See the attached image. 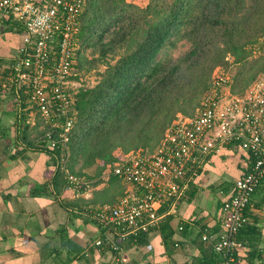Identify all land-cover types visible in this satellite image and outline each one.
Instances as JSON below:
<instances>
[{
	"label": "built area",
	"instance_id": "obj_1",
	"mask_svg": "<svg viewBox=\"0 0 264 264\" xmlns=\"http://www.w3.org/2000/svg\"><path fill=\"white\" fill-rule=\"evenodd\" d=\"M85 4L86 0H0V21L12 20L25 32L18 56L0 69V100L13 89L20 101L26 98L43 122L39 147L47 151L60 146L68 150L74 126L70 111L77 34ZM254 53L264 56V37L254 44ZM233 83L228 74H215L194 117L173 121L154 151H132L111 168L110 173L132 189L117 203L89 212L103 231L97 247L122 256L120 243L154 227L163 205L169 203L168 212L174 214L210 155L236 146L252 155L251 170L236 181L224 204L223 231L217 237L205 232L202 239L214 240L220 264H237L236 254L243 247L238 235L248 222L245 212L264 181V72L242 94L233 91ZM59 120L64 123L59 125ZM57 129L60 139L54 136ZM58 159L57 171L69 188L79 198L92 199L97 181L73 174L68 152Z\"/></svg>",
	"mask_w": 264,
	"mask_h": 264
},
{
	"label": "trees",
	"instance_id": "obj_2",
	"mask_svg": "<svg viewBox=\"0 0 264 264\" xmlns=\"http://www.w3.org/2000/svg\"><path fill=\"white\" fill-rule=\"evenodd\" d=\"M256 6L263 12L264 0H151L144 8L126 0H86L77 44L118 60L100 74L94 88L73 95L68 150L60 146L50 151L58 158L68 152L70 171L79 177L76 166L112 164L118 149L154 151L179 115L195 116L213 71L227 64L228 53L241 63L233 91L244 93L264 72V57L250 70L247 62L248 45L264 37ZM182 42L191 50L166 60ZM255 65L258 71L246 76ZM26 119L20 129L32 146L26 141ZM59 133L55 130L56 139Z\"/></svg>",
	"mask_w": 264,
	"mask_h": 264
},
{
	"label": "crops",
	"instance_id": "obj_3",
	"mask_svg": "<svg viewBox=\"0 0 264 264\" xmlns=\"http://www.w3.org/2000/svg\"><path fill=\"white\" fill-rule=\"evenodd\" d=\"M24 35L19 24L0 21V69L18 56ZM24 100L14 89L0 100V264L221 263L214 240L205 242L202 236L207 232L217 237L223 231L224 204L236 181L251 170L249 152L225 146L210 155L174 214L168 212L169 203L163 205L154 227L120 243V256L95 245L103 231L89 214L93 202L77 197L57 171V155L38 146L33 131L40 125ZM24 118L31 124L26 141L32 146L20 129ZM245 213L248 222L238 235L243 247L237 264H264V181Z\"/></svg>",
	"mask_w": 264,
	"mask_h": 264
},
{
	"label": "rangeland",
	"instance_id": "obj_4",
	"mask_svg": "<svg viewBox=\"0 0 264 264\" xmlns=\"http://www.w3.org/2000/svg\"><path fill=\"white\" fill-rule=\"evenodd\" d=\"M129 3L136 4L137 6H140L142 8L146 7L151 0L149 1H143L142 3L140 0H126ZM146 3L143 5V3ZM260 5V3L258 4ZM256 9L258 10V13L260 16L257 18L260 21H258V24H262L264 22V11H261V7L256 6ZM259 39V38H258ZM257 39V40H258ZM108 40V39H107ZM106 40V41H107ZM256 42V41H255ZM254 43H251L248 45L247 50L250 53V57L247 59V62H249L248 70H250V67L253 63H259L260 60L264 57L259 54L254 53ZM191 50V46L187 42L179 43L178 47L170 52V54L166 57V60H177L180 57H183L185 54H187ZM118 56L116 59L112 58V55H108L106 58H102L99 50H94L93 48L89 49H82L80 44H77V50H76V56H75V62H76V70L77 75L73 78L72 82V93L75 96L79 91L82 89H90L94 88L100 81V74L104 73L109 65H113L117 62ZM227 64L218 66L215 68L212 74L211 81L213 79V76L217 73H226L228 74L231 79L233 80V85L236 83L235 76L236 74L240 73L241 71V63L235 62V56L232 55V53H228L226 57ZM257 66L255 65V68L252 69V71L247 72L246 76H250V74H255L256 71H258ZM34 120L37 122L39 126L38 129H34L33 133L37 137L36 142H40L42 138V120L41 118L34 113ZM184 118L183 115H179L177 118ZM176 118V119H177ZM175 121V120H174ZM171 125V124H170ZM169 125V126H170ZM169 127H167L168 129ZM132 152V151H131ZM130 153V152H128ZM125 153L122 149H118L115 153V162L112 164H108L106 166L102 165V162L97 161L93 166L81 169V165L79 164L76 166L74 171L89 181H94L97 183L95 184V187L92 190V205L94 208H96L98 205H112L117 203L120 198L128 193L131 188L118 178H115L110 172L111 168L115 166L116 164L122 162L125 155L128 154ZM71 159V156H70ZM70 165V163H69ZM72 170V169H71ZM105 194V195H104Z\"/></svg>",
	"mask_w": 264,
	"mask_h": 264
}]
</instances>
